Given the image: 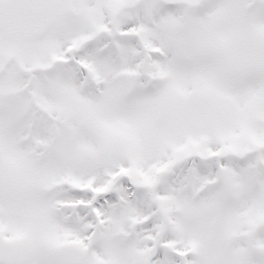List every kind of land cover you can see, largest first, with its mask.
Returning <instances> with one entry per match:
<instances>
[{
  "label": "snow or ice",
  "instance_id": "snow-or-ice-1",
  "mask_svg": "<svg viewBox=\"0 0 264 264\" xmlns=\"http://www.w3.org/2000/svg\"><path fill=\"white\" fill-rule=\"evenodd\" d=\"M0 264H264V0H0Z\"/></svg>",
  "mask_w": 264,
  "mask_h": 264
}]
</instances>
